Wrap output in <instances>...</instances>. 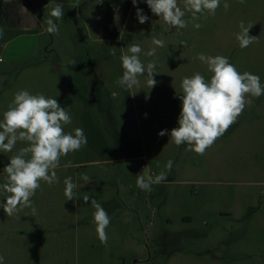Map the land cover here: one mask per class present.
Listing matches in <instances>:
<instances>
[{
    "label": "rangeland",
    "instance_id": "obj_1",
    "mask_svg": "<svg viewBox=\"0 0 264 264\" xmlns=\"http://www.w3.org/2000/svg\"><path fill=\"white\" fill-rule=\"evenodd\" d=\"M1 1L4 11L17 7L19 13L4 14L0 23L6 60L0 63V120L15 93L27 89L57 97L72 117L64 131L83 128L87 136L86 146L61 158L55 170L60 183L41 182L32 197L35 215L25 208L9 218L0 209L6 264H264V95L246 97L252 103L202 156L186 144L176 146L169 135H157L177 126L182 79L196 72L210 79L200 53L227 56L239 72L258 75L264 85V0H222L214 16L206 13L194 22L203 27L189 22L179 30L166 26L146 3L138 7L150 20L140 24L127 0L130 9L119 8L112 24L122 40L107 37L103 27L111 25L95 15L99 0ZM56 2L65 13L57 21L59 35H51L46 20ZM178 6L183 9L184 0ZM241 21L251 36L260 27L258 40L245 49L236 39ZM153 38L165 47L147 57L143 52ZM134 43L143 49L142 62L157 63L152 89L143 76L128 91L117 83L120 57ZM52 76H58L57 84ZM24 146L18 142L13 152L0 153V184L9 158ZM169 160L173 168L166 182L150 192L137 187V175L166 171ZM81 174L90 180L78 179ZM68 176L78 184V200L64 196ZM85 195L111 217L107 246L97 238L95 208L84 202Z\"/></svg>",
    "mask_w": 264,
    "mask_h": 264
},
{
    "label": "clouds",
    "instance_id": "obj_2",
    "mask_svg": "<svg viewBox=\"0 0 264 264\" xmlns=\"http://www.w3.org/2000/svg\"><path fill=\"white\" fill-rule=\"evenodd\" d=\"M221 2L222 0H184L182 9L178 6V0H131L140 24L150 20L144 10L138 7L139 3H146L153 15L162 19L166 26L177 30L187 28L189 22H193V26L200 29L203 25L194 22L206 13L214 16L221 7ZM240 2L243 3L244 0ZM229 7L227 2L223 3L225 10ZM64 13V5L56 2L49 11L50 18L46 20L45 31L48 34L59 35L57 21L64 17ZM187 13H191L190 20L185 19ZM239 27L241 32L236 35V39L241 49L248 48L258 40L257 37L249 35L251 27H245L243 21ZM3 35L4 29L0 28V38ZM119 39L122 40L123 37L120 36ZM152 45L147 52H143L140 44L134 43L128 48L129 54L121 55L123 73L117 83L126 91L139 86L141 76L145 78L150 89L157 85L158 81L154 79L158 74L156 61L150 60L145 64L140 58L142 52L147 57H155L157 49L165 47L164 41L156 38H153ZM197 58L207 65L208 72L212 74L210 79L206 80L200 72L182 79L183 95L178 97L181 110L177 126L170 131L162 129L157 135H169L176 146L186 144L187 151L202 156L237 122L246 105L252 103L246 97L250 95L259 98L264 95V85L258 75L239 72L227 56L200 53ZM71 123V115L61 106L57 97H46L42 93L33 95L27 89L15 93L8 109L3 113V119L0 120V153L13 152L18 142L26 146L19 148L3 168L6 182L0 184V192L4 194L0 209H3L7 217H17L25 208H30L35 215L37 209L32 197L42 188L41 182L48 186L59 184L60 178L55 170L60 166L61 158L87 145L83 128H75L73 132L64 131L65 126ZM172 168L173 161L169 160L165 165L166 171L156 175H137V187L141 191L150 192L152 185L167 181ZM78 179L88 182L90 177L81 174ZM63 183L66 200L80 199L75 191L78 184L73 177H65ZM83 200L85 203L90 201L95 208L93 222L96 225L97 238L102 245L107 246L106 229L110 225L111 217L94 198L85 195ZM0 264H6L3 255H0Z\"/></svg>",
    "mask_w": 264,
    "mask_h": 264
},
{
    "label": "trees",
    "instance_id": "obj_3",
    "mask_svg": "<svg viewBox=\"0 0 264 264\" xmlns=\"http://www.w3.org/2000/svg\"><path fill=\"white\" fill-rule=\"evenodd\" d=\"M15 2L9 3V5H14ZM131 7V3L127 0H99L97 4V9L95 10V15L98 17H102L103 20L110 24L111 26H104L103 30L105 31L107 37L110 39H115L119 37V31L116 26H113V22L116 16V13L119 8H123L125 10H129ZM2 4L0 1V13L2 11ZM16 9V13L18 14V8Z\"/></svg>",
    "mask_w": 264,
    "mask_h": 264
},
{
    "label": "crops",
    "instance_id": "obj_4",
    "mask_svg": "<svg viewBox=\"0 0 264 264\" xmlns=\"http://www.w3.org/2000/svg\"><path fill=\"white\" fill-rule=\"evenodd\" d=\"M1 1V0H0ZM12 2H15V0H8L7 2H6V4L7 5H9V3H12ZM3 1H1V4L3 5ZM15 7V6H14ZM16 8V7H15ZM14 13V16L13 17H15V16H17L18 14L16 13V9H12V10H10V11H4L3 9H2V11H1V13H0V23H2L3 22V17L5 16L6 17V15H4V14H7V13ZM19 13V12H18ZM13 17H11V21L13 22L15 19L13 18ZM7 21V20H6ZM1 55V54H0ZM6 62V60L4 61V62H2V63H5ZM57 73L58 74H60V71L58 70L57 71ZM58 74H53V75H58ZM58 76H52L51 77V79H52V82L54 83V84H57V82H58V79L59 78H57ZM80 188V187H79ZM82 189H85L84 187L82 188ZM32 232V231H31ZM39 232V231H38ZM22 235H24V234H27L26 233V231H22V233H21ZM32 235V234H31Z\"/></svg>",
    "mask_w": 264,
    "mask_h": 264
},
{
    "label": "water",
    "instance_id": "obj_5",
    "mask_svg": "<svg viewBox=\"0 0 264 264\" xmlns=\"http://www.w3.org/2000/svg\"><path fill=\"white\" fill-rule=\"evenodd\" d=\"M260 27H258V28H254L253 30H252V34H254V35H257V32H258V29H259Z\"/></svg>",
    "mask_w": 264,
    "mask_h": 264
},
{
    "label": "built area",
    "instance_id": "obj_6",
    "mask_svg": "<svg viewBox=\"0 0 264 264\" xmlns=\"http://www.w3.org/2000/svg\"><path fill=\"white\" fill-rule=\"evenodd\" d=\"M4 61H5L4 57L0 55V63H2V62H4ZM143 165H144V164H143Z\"/></svg>",
    "mask_w": 264,
    "mask_h": 264
},
{
    "label": "flooded vegetation",
    "instance_id": "obj_7",
    "mask_svg": "<svg viewBox=\"0 0 264 264\" xmlns=\"http://www.w3.org/2000/svg\"><path fill=\"white\" fill-rule=\"evenodd\" d=\"M256 28H258V27H256ZM259 29H260V28H259ZM259 29H258L257 35L259 34ZM251 34H252V31H251ZM252 35H254V34H252ZM257 35H254V36H257Z\"/></svg>",
    "mask_w": 264,
    "mask_h": 264
}]
</instances>
